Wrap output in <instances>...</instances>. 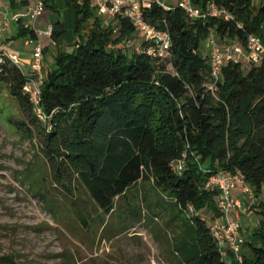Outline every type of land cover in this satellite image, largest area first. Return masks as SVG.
Here are the masks:
<instances>
[{
	"label": "trees",
	"instance_id": "obj_1",
	"mask_svg": "<svg viewBox=\"0 0 264 264\" xmlns=\"http://www.w3.org/2000/svg\"><path fill=\"white\" fill-rule=\"evenodd\" d=\"M43 1L46 10L59 12L55 0ZM65 3L76 14L80 41L70 53L58 51L52 68L45 69L43 117L24 91L28 76L22 69L6 63L0 76L23 118L18 131L48 164L54 189L74 201L87 228L77 186L102 222L124 200L127 217L140 223L135 203L144 201L152 217H163L151 234L167 245L168 264H264V57L258 65L226 64L210 92L202 51L212 34L222 45L246 49L249 37L264 45V5L192 0L204 12L208 5L225 11L226 21L193 20L178 6L165 10L153 3L142 10L143 20L167 32L171 45L166 57L151 58L127 19L106 24L91 0ZM65 33L58 20L54 44ZM20 38L35 40V30L20 25L12 40ZM136 38L139 46L128 53L122 46ZM176 161L183 163L180 172L170 168ZM216 174L241 176L253 194L246 217L253 213L255 219L249 218L254 222L241 261L223 259L211 235L210 225L221 217L219 192L206 183ZM137 186L147 188L142 197L130 195ZM37 194L56 214L50 193Z\"/></svg>",
	"mask_w": 264,
	"mask_h": 264
},
{
	"label": "rangeland",
	"instance_id": "obj_2",
	"mask_svg": "<svg viewBox=\"0 0 264 264\" xmlns=\"http://www.w3.org/2000/svg\"><path fill=\"white\" fill-rule=\"evenodd\" d=\"M55 1L59 12L46 10L40 21L54 14L64 23L66 33L58 41V47L54 46L53 39L49 40L51 59L44 62L47 69L52 68L58 51L70 53L80 41L75 12L62 5V0ZM29 2L33 4V0ZM70 12L75 16L69 18ZM25 40L9 42L8 47L18 51L24 47ZM137 42L136 38L122 47L132 53L138 47ZM207 45L205 41L202 48ZM20 68L30 73L23 63ZM20 121L23 118L16 102L0 85V264H67V260L71 264L169 263L167 245L156 242L151 234L154 227H162L163 217H152L144 201L135 203L140 223L135 224L127 217L128 206L124 200L118 203L117 212L110 218L101 216L102 222L85 190L77 186L76 198L81 199L80 209L89 225L85 227L78 219L74 201L54 189L50 168L37 154L35 144L18 131L16 123ZM136 188L138 192L132 189L130 195L142 197L147 190L145 186ZM39 189L54 198L56 214L38 196ZM251 217L255 219L253 213ZM243 253L248 251L244 248Z\"/></svg>",
	"mask_w": 264,
	"mask_h": 264
},
{
	"label": "built area",
	"instance_id": "obj_3",
	"mask_svg": "<svg viewBox=\"0 0 264 264\" xmlns=\"http://www.w3.org/2000/svg\"><path fill=\"white\" fill-rule=\"evenodd\" d=\"M91 1L97 9L98 15L106 20V24H114L121 18L127 19L136 30L140 39L139 44H146V53L149 57L164 58L168 55L171 45L168 33L150 26L143 20L142 16V10L149 8L153 3L160 5L165 10H170L173 7L167 3V0ZM1 5H4L6 10L0 9V76L6 63L13 64L18 68H20L21 63L26 65L20 55L8 47L7 33L11 26L15 23L31 27L35 30L36 39L27 41V44L32 48V53L31 62L28 64L30 73H25L28 76V82L24 91L35 104L37 114L43 117L41 100L46 78L44 67L46 47L44 42L52 39L54 26L49 25L42 31L33 28L31 25L46 11L43 0H35L34 7L28 9L26 13L15 14L11 19L9 18L8 7L5 6V0H0ZM175 6L182 9L193 20H205L207 17L222 18L226 21L230 19L228 13L217 10L213 5H208L204 12L195 7L192 0H176ZM207 41V57L210 68V83L207 87L210 92L215 91V85L220 80L221 70L226 64L245 62L258 65L264 57V45L257 37H249L246 49L238 43L222 45L214 34L210 35ZM182 166V161L170 164V168L177 172L182 170ZM206 187L216 188L219 192L217 208L221 217L217 222L210 225L211 235L218 251L223 259L232 255L236 260L241 261L245 245L244 224L252 225L253 223V220L246 217L250 211L247 206H250L254 201L252 191L239 175L216 174L209 177ZM237 187L240 188V195L234 197L232 191Z\"/></svg>",
	"mask_w": 264,
	"mask_h": 264
},
{
	"label": "crops",
	"instance_id": "obj_4",
	"mask_svg": "<svg viewBox=\"0 0 264 264\" xmlns=\"http://www.w3.org/2000/svg\"><path fill=\"white\" fill-rule=\"evenodd\" d=\"M256 2V5H264V0H255ZM14 3L16 4L15 6H13V3H12V0H5V6L8 7V11H9V18L11 19L15 14H20V13H26V11L32 7L35 6V0H33V4H30L29 0H14ZM167 3L171 6V7H174L176 5V0H167ZM66 4L65 3V0H62V5ZM0 9L1 10H6L4 8V5H1L0 6ZM46 13V12H45ZM44 13V14H45ZM44 14H42L35 23H32V27L35 28V29H39V30H45L49 25H52L54 26L55 23L58 22V19L56 18V16L54 14H49V16L47 18H44L43 21H40V19L44 16ZM72 16H75V15H72V13L70 12L69 13V18L72 17ZM57 20V21H56ZM55 21V22H54ZM54 22V23H53ZM64 25V23H63ZM20 25L19 24H13L11 26V29L8 31L7 33V43H8V46H9V42H13V37L16 35V31L19 29ZM29 39L25 40L24 41V47L20 50H16L15 52H17L22 61L26 64V66L28 67V70L30 72V67L28 66V64L31 62V51H32V48L31 46H29L27 44V41ZM16 41V40H14ZM49 42V43H48ZM51 45V41L49 40H46V43H45V47H46V54H45V60H50L51 59V56L49 55L50 53V47ZM55 47H58L57 44L54 45ZM202 51L205 52V53H208L207 52V46L206 48H202ZM44 60V62H45ZM45 67V66H44ZM47 69V68H45ZM49 69V68H48ZM240 195V188L237 187L235 188L233 191H232V196L234 197H238ZM246 222V220H245ZM249 227V225H247V223L244 224V230H243V235L244 237H246V233H247V228ZM247 230V231H246Z\"/></svg>",
	"mask_w": 264,
	"mask_h": 264
}]
</instances>
